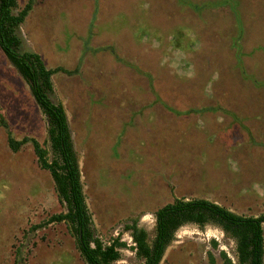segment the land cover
Listing matches in <instances>:
<instances>
[{
    "label": "rangeland",
    "instance_id": "1",
    "mask_svg": "<svg viewBox=\"0 0 264 264\" xmlns=\"http://www.w3.org/2000/svg\"><path fill=\"white\" fill-rule=\"evenodd\" d=\"M18 31L23 50L62 67L52 98L67 110L97 233L127 243L115 264L143 263L125 224L152 234L155 210L175 198L264 212V0H33ZM174 46L184 52L167 59ZM9 133L49 148L30 85L0 47V264H87L66 223L43 224L66 209L32 142L13 151ZM221 251L237 264L220 226L187 224L160 264H225Z\"/></svg>",
    "mask_w": 264,
    "mask_h": 264
},
{
    "label": "trees",
    "instance_id": "2",
    "mask_svg": "<svg viewBox=\"0 0 264 264\" xmlns=\"http://www.w3.org/2000/svg\"><path fill=\"white\" fill-rule=\"evenodd\" d=\"M32 2L29 0L15 13L18 0H0V47L30 85L46 119L49 148L35 138L26 136L18 140L11 133L8 134V143L13 151H17L31 141L39 165L51 174L54 189L66 210L51 215L43 224L66 223L87 264H115L122 256L121 248L127 243L119 236L105 241L97 233L84 192L66 108L61 101L52 98L55 90L52 76L62 67L47 68L40 54L22 49L18 28L31 10ZM3 123L8 128V124ZM154 213L156 224L153 234L140 226L137 218L125 224L133 238L131 248L143 260L142 264H160L178 230L187 224L220 226L235 241L237 264H264V212L259 215L239 214L208 198L181 197L160 206ZM209 254L215 262L213 254ZM221 256L225 264H235L225 251H221Z\"/></svg>",
    "mask_w": 264,
    "mask_h": 264
},
{
    "label": "crops",
    "instance_id": "3",
    "mask_svg": "<svg viewBox=\"0 0 264 264\" xmlns=\"http://www.w3.org/2000/svg\"><path fill=\"white\" fill-rule=\"evenodd\" d=\"M173 49L171 50V53L169 52L170 50L169 49H167V51H165V53L166 54H168L167 56H166V58L167 59H173V57L175 56V52H180V54H182L184 51L181 49V47L179 48L178 46H174V47H172ZM155 49H157V51L158 52H160L159 50H160V47H157V48H155ZM148 50H151V49H148ZM149 52V51H148ZM152 55V54H151ZM150 55V56H151ZM172 57V58H171Z\"/></svg>",
    "mask_w": 264,
    "mask_h": 264
},
{
    "label": "flooded vegetation",
    "instance_id": "4",
    "mask_svg": "<svg viewBox=\"0 0 264 264\" xmlns=\"http://www.w3.org/2000/svg\"><path fill=\"white\" fill-rule=\"evenodd\" d=\"M55 88V87H54ZM64 105V104H63ZM65 107V106H64ZM66 113H67V110H66ZM67 116H68V114H67ZM73 139V138H72ZM93 218V217H92ZM93 223H94V219H93ZM138 224L140 225V226H142L140 223H139V219H138ZM155 224H156V219H155ZM68 227V226H67ZM94 227H95V224H94ZM142 227H144V226H142ZM144 228H146V227H144ZM154 228H155V225H154ZM95 229H96V227H95ZM147 229V228H146ZM148 230V229H147ZM149 231V230H148ZM128 232H129V234H130V236L132 237V235H131V230H128ZM153 233H154V230H153ZM152 233V234H153ZM132 242H133V238H132ZM134 244V243H133ZM168 248V247H167ZM167 250V249H166ZM166 253V252H165ZM120 260V259H119ZM117 262V261H116Z\"/></svg>",
    "mask_w": 264,
    "mask_h": 264
}]
</instances>
